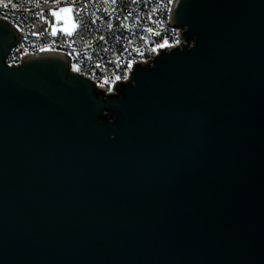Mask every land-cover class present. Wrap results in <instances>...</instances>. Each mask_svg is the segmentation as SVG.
<instances>
[{"label":"water","instance_id":"water-1","mask_svg":"<svg viewBox=\"0 0 264 264\" xmlns=\"http://www.w3.org/2000/svg\"><path fill=\"white\" fill-rule=\"evenodd\" d=\"M171 22L106 94L0 18V264H264V0Z\"/></svg>","mask_w":264,"mask_h":264},{"label":"built area","instance_id":"built-area-1","mask_svg":"<svg viewBox=\"0 0 264 264\" xmlns=\"http://www.w3.org/2000/svg\"><path fill=\"white\" fill-rule=\"evenodd\" d=\"M174 1L0 0V18L20 35L7 63L19 65L24 57L42 52L62 53L70 58L73 72L95 81L106 94L116 93V83L132 79L138 61L146 65L161 49L169 51L186 43L181 34L185 28L171 22ZM81 5L86 8L81 10ZM66 10L78 27L71 33H55L60 13ZM78 13L88 22L83 38Z\"/></svg>","mask_w":264,"mask_h":264},{"label":"rangeland","instance_id":"rangeland-1","mask_svg":"<svg viewBox=\"0 0 264 264\" xmlns=\"http://www.w3.org/2000/svg\"><path fill=\"white\" fill-rule=\"evenodd\" d=\"M61 18L60 22L55 25L54 32L57 33L58 31L71 33L77 29V23L73 19L72 14L69 10L60 13Z\"/></svg>","mask_w":264,"mask_h":264},{"label":"snow or ice","instance_id":"snow-or-ice-1","mask_svg":"<svg viewBox=\"0 0 264 264\" xmlns=\"http://www.w3.org/2000/svg\"><path fill=\"white\" fill-rule=\"evenodd\" d=\"M73 2L75 3L76 0H73ZM111 2L114 4L116 3V0H111ZM7 6V5H5ZM81 10L85 9L86 8V5H81ZM78 19L80 21V27L81 29L83 30V32L81 33V38H83V33H86L88 31V22L84 20L83 16L78 13ZM91 23H95V20H92ZM109 27H111V25H109ZM100 40H103L104 39V36H100L99 37Z\"/></svg>","mask_w":264,"mask_h":264}]
</instances>
